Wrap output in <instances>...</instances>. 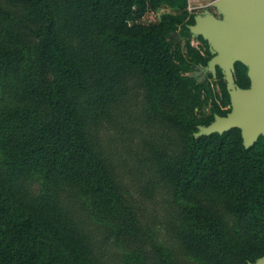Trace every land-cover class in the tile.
<instances>
[{
    "label": "trees",
    "instance_id": "obj_1",
    "mask_svg": "<svg viewBox=\"0 0 264 264\" xmlns=\"http://www.w3.org/2000/svg\"><path fill=\"white\" fill-rule=\"evenodd\" d=\"M187 0H0V264H256L264 137L200 134L231 99ZM175 11L140 24L147 11ZM234 84L250 87L234 64ZM211 100V113L195 111ZM134 142L121 168L106 131ZM132 144V143H131ZM134 147V148H133ZM129 174V175H128ZM126 175L136 182L137 195ZM163 199L162 222L146 201Z\"/></svg>",
    "mask_w": 264,
    "mask_h": 264
},
{
    "label": "water",
    "instance_id": "obj_2",
    "mask_svg": "<svg viewBox=\"0 0 264 264\" xmlns=\"http://www.w3.org/2000/svg\"><path fill=\"white\" fill-rule=\"evenodd\" d=\"M216 9L224 19L196 16L190 32L200 34L219 55L210 62L211 73L219 69L234 72L239 62L248 69L250 87L242 90L231 81L227 89L232 111L226 117L216 116L200 134L222 133L240 129L244 146L264 137V0H218ZM176 33L171 34L174 38ZM193 77V76H192ZM256 264H264V257Z\"/></svg>",
    "mask_w": 264,
    "mask_h": 264
},
{
    "label": "rangeland",
    "instance_id": "obj_3",
    "mask_svg": "<svg viewBox=\"0 0 264 264\" xmlns=\"http://www.w3.org/2000/svg\"><path fill=\"white\" fill-rule=\"evenodd\" d=\"M217 1L218 0H187L188 6L186 10L189 13H195L196 16L210 15L216 19L223 20L224 17L221 16L215 6ZM173 13H175L174 10L169 9L167 7H161L154 11H147L145 15L137 22L140 24L158 23L161 21L164 15ZM180 30V28H177V31L175 32L176 36H174V38H171V41L173 42V48H176L179 45L180 48L183 50L186 47V43L189 42V45L192 48L198 50L202 55H206V53L208 52V54L210 55V59L208 61L207 67L203 69L197 67V71H200L201 74L210 73L212 75V78L208 80L210 84V89L214 95H219L220 87L218 85L219 79L217 78L216 69L211 73L209 68L210 62L217 58L219 55L217 49L213 45H211L206 39H204V37L200 34H194L190 32V35L187 38H180L178 36V32ZM215 66L217 68L218 65L215 64ZM220 70L222 74L221 80L225 83L226 89H228L231 87V81H234L235 71H230V73H228L225 70ZM188 76L192 77L194 76V74L189 73ZM211 108V100H209L208 103L202 107V109L195 111L197 118L200 119L202 115H209L211 113ZM102 141L103 143H105V146L110 150V154L112 155L113 159L118 160L120 158L118 163H120L121 168L125 166L130 168L131 166H133L134 161L132 160L133 154H131V149L134 142H131V144L128 140L120 139L116 132L113 130L106 131V133L103 135ZM126 179L128 182L131 181V184H129V188L135 195H137L138 192L136 190L135 180H133L130 176L127 175ZM145 205L146 216L149 217V219H151V217L152 219L154 218L155 224H157L158 222L160 224L165 214L163 199L158 195L154 202L146 201Z\"/></svg>",
    "mask_w": 264,
    "mask_h": 264
},
{
    "label": "flooded vegetation",
    "instance_id": "obj_4",
    "mask_svg": "<svg viewBox=\"0 0 264 264\" xmlns=\"http://www.w3.org/2000/svg\"><path fill=\"white\" fill-rule=\"evenodd\" d=\"M193 74H194V76H196V77H202V78H204V74H201L200 71L193 72Z\"/></svg>",
    "mask_w": 264,
    "mask_h": 264
}]
</instances>
